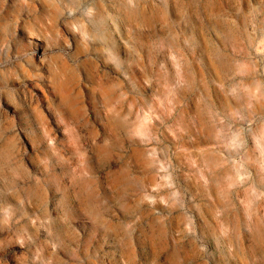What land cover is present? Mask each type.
<instances>
[{
	"label": "rangeland",
	"instance_id": "obj_1",
	"mask_svg": "<svg viewBox=\"0 0 264 264\" xmlns=\"http://www.w3.org/2000/svg\"><path fill=\"white\" fill-rule=\"evenodd\" d=\"M0 264H264V0H0Z\"/></svg>",
	"mask_w": 264,
	"mask_h": 264
}]
</instances>
